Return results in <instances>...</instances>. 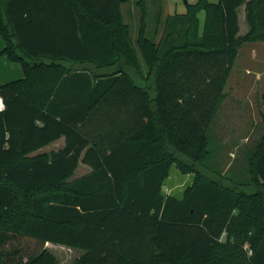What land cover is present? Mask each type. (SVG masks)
I'll return each instance as SVG.
<instances>
[{
    "label": "trees",
    "instance_id": "trees-1",
    "mask_svg": "<svg viewBox=\"0 0 264 264\" xmlns=\"http://www.w3.org/2000/svg\"><path fill=\"white\" fill-rule=\"evenodd\" d=\"M125 2L0 0V56L24 74L0 85V264H58L46 242L83 250L72 264H264V134L246 181L206 165L237 49L264 40V0H197L157 41L161 0H136V49ZM79 162L90 171L74 177ZM173 163L194 173L181 198L161 192Z\"/></svg>",
    "mask_w": 264,
    "mask_h": 264
},
{
    "label": "crops",
    "instance_id": "crops-1",
    "mask_svg": "<svg viewBox=\"0 0 264 264\" xmlns=\"http://www.w3.org/2000/svg\"><path fill=\"white\" fill-rule=\"evenodd\" d=\"M169 1L170 0H161L162 15L160 18L158 28L156 29L157 35H159L158 39H160L164 33L167 17L173 16V15L185 14L187 12V5L190 3H195L197 0H184V4L179 5V6L178 5H176V6L171 5ZM207 1L216 3L219 0H207ZM198 17H199L200 30H201L202 26H203L204 13L200 12L198 14ZM237 18H238V26H239V31H238L237 35L242 36V35L246 34L249 30V27H248V24H247L246 18H245L244 5H241L238 7ZM3 47H4V41L0 37V51L3 49ZM234 75H236L235 76L236 81L234 79H232V77ZM23 76H24L23 70L18 63L9 61L5 56H0V85L4 84L6 82H9V81L15 80V79L22 78ZM234 81H235V84H234L235 90L245 89V90H252V91L256 92V90L259 89L258 96H259V101H260V96H261L262 92H264V40L245 42L238 47L236 59L234 61L230 75H229L228 80H227L226 85H225L224 91L226 94H227L228 85ZM246 96L247 95H245V98H246ZM227 97L228 96L226 95V98ZM233 97L235 99H238V98L240 99L243 96H241V94H239L237 92L236 93L234 92ZM224 100H223V102H224ZM223 102L221 103V105L223 104ZM219 109H220V107H219ZM262 112H264V109H262ZM217 118H218L217 122L222 121V124H223V127H222L223 130H221L219 132V129H221V128L217 129V139L219 142V144L217 146V169L221 170L222 173H224V174L227 171H229L230 173H232V176H230V177L231 178L234 177L232 179L235 180L236 176L238 175V171L240 169L244 170L243 164L245 163V161H247V156L244 155L242 157L241 161H239L237 159V155L233 154L232 147H231V141H230L231 140L230 139L231 134L233 132L236 133V140H237V138L240 140V142L243 140L241 142L242 144H244L243 142H245V144H246L245 145V151L246 152L250 151L256 143L250 144V145L248 144V141H249L250 137L252 136V130L246 129V132L243 133L242 130L240 129L241 128L240 127V123H241L240 121L239 122L235 121V124H236V127H235L231 123V119H233V117H217ZM261 120H262V118H261ZM218 127L219 126H217V128ZM250 127H252V125ZM262 134H264V133H262ZM259 137H258V139H259ZM56 143H57V147L52 148L47 153H50L51 151L57 150L58 148L62 147L64 144V137H60L59 139L51 142L48 145L50 146V145L56 144ZM234 143L236 144L238 142H234ZM48 145H47V147H48ZM236 146H237V144H236ZM45 148H46V146L39 149L35 153H43L44 152L43 150ZM240 162H241V167L239 165ZM80 165L84 166L88 170L86 172L78 175V176H81V175L90 171V167L87 166L86 164L81 163V162H79L77 169L79 168ZM247 167H248V163H247ZM175 168L177 169V166H175ZM77 169H76V171H77ZM235 174H236V176H235ZM78 176H75V177H78ZM189 180L193 181L192 177H190ZM190 183H192V182H190ZM164 184H165V181H164ZM164 184H163V186H164ZM189 184H188V186H189ZM169 186H171V185L168 184L167 187H169ZM178 187H179L178 183L175 184L174 186H171L170 187L171 189H168L165 194H164L163 187H162V191H161L162 195H164V196L171 195V196H175L177 198H181L184 191L179 190ZM45 246H46L47 250L53 256H55L57 258L58 264H60L61 259H59V257L57 255H55V253L49 249V247L55 248V247L60 246V245L54 244L52 242H46ZM62 247L69 248L70 250L77 252V253H75V256L73 257V259L68 264H72L83 253V250L78 249V248L67 247L64 245H62Z\"/></svg>",
    "mask_w": 264,
    "mask_h": 264
},
{
    "label": "rangeland",
    "instance_id": "rangeland-1",
    "mask_svg": "<svg viewBox=\"0 0 264 264\" xmlns=\"http://www.w3.org/2000/svg\"><path fill=\"white\" fill-rule=\"evenodd\" d=\"M136 0H126V2L121 6L122 13L124 16V20L130 24L131 27V38L130 42L132 46L136 49L135 46V38L137 34V25H138V17H139V9L135 5ZM171 5H183L184 0H170L169 1ZM147 5L149 9H151V13L156 8V4L154 0H147ZM154 15L151 16L148 20V29L149 33L153 34L155 30V23L153 20ZM155 40L157 41L159 38V35H157V32L154 34ZM234 75L232 79H236ZM236 81V80H235ZM234 82H231L228 87H227V98L224 100L223 104L220 106V109L218 112H216L209 129L207 131L208 135V157L206 159V165L210 168L217 169V146L219 144L218 139H217V129H219V132L223 127L222 121L217 122V117H233L231 119V123L233 126L236 127L235 121L241 122L240 123V129L242 130L243 133L246 132V129H251L252 130V136L250 137L248 144H254L256 143L258 137L264 133V122L261 120V113H262V107L259 101V89L255 91L252 90H235L234 89ZM237 86V85H236ZM239 93L242 98L235 99L233 97V93ZM245 95L246 98H245ZM235 119V120H234ZM252 125V127H250ZM217 126H219L217 128ZM231 147H232V152L233 154L237 155V159L241 161L242 157L248 156V154L252 151V149L248 152L245 151V142L242 144L241 141L237 138L236 140V133L231 134ZM234 142H238L236 144ZM56 144L48 145L46 148L43 150V153L49 152L52 148H56ZM236 157V156H235ZM241 167V162L239 163ZM244 165V170H239L238 175L236 176L237 181H246L248 179V170H247V161H245ZM176 164L173 163L171 164L168 175L165 179V184L163 186V191L164 194L167 192L168 189H171V186H174L175 184H179V190L184 191L185 188L188 186V184L192 181H190V177H192V180L194 178V173L193 172H188V173H182L178 170V168H175ZM88 169L85 168L84 166L80 165L77 171L74 174L75 176H78L84 172H86ZM219 170V169H217ZM221 171V170H219ZM222 172V171H221ZM227 177L232 176V173L227 171L225 173ZM234 178V177H232ZM169 185V187H167ZM191 184V183H190ZM189 184V185H190ZM60 245V244H57ZM61 246V247H60ZM57 246L55 248L49 247L51 251L55 253L61 259L60 264H68L70 261L73 259L75 256L76 251L70 250L69 248L62 247V245Z\"/></svg>",
    "mask_w": 264,
    "mask_h": 264
},
{
    "label": "built area",
    "instance_id": "built-area-1",
    "mask_svg": "<svg viewBox=\"0 0 264 264\" xmlns=\"http://www.w3.org/2000/svg\"><path fill=\"white\" fill-rule=\"evenodd\" d=\"M3 102H2V99H1V97H0V109H2L3 108Z\"/></svg>",
    "mask_w": 264,
    "mask_h": 264
}]
</instances>
